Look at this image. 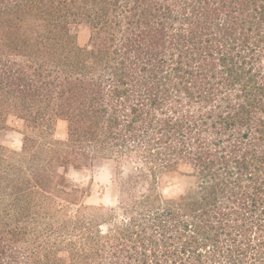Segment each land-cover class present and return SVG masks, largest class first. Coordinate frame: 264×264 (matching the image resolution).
Listing matches in <instances>:
<instances>
[{"label": "trees", "instance_id": "1", "mask_svg": "<svg viewBox=\"0 0 264 264\" xmlns=\"http://www.w3.org/2000/svg\"><path fill=\"white\" fill-rule=\"evenodd\" d=\"M0 264H264V0H0Z\"/></svg>", "mask_w": 264, "mask_h": 264}, {"label": "rangeland", "instance_id": "2", "mask_svg": "<svg viewBox=\"0 0 264 264\" xmlns=\"http://www.w3.org/2000/svg\"><path fill=\"white\" fill-rule=\"evenodd\" d=\"M90 38V28L83 24L78 32V44L87 47ZM7 129L2 132L1 140L4 144L14 150H20L22 146V131L24 130L23 121L10 116L7 120ZM55 137L65 139L67 136V123L58 120L54 126ZM187 167H182V172H186ZM69 179L76 185L80 186L84 195L81 202L88 206L105 205L114 206L117 204L115 189L112 177V171L109 164H103L81 171H70ZM164 194L167 197H179L185 192V178L180 174H173L166 180ZM64 203H62L63 205ZM78 208L77 205L69 206V212L73 213Z\"/></svg>", "mask_w": 264, "mask_h": 264}]
</instances>
